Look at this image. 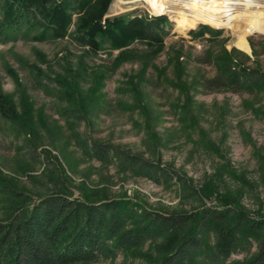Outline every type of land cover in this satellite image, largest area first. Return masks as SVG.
<instances>
[{"label":"rangeland","instance_id":"374dc122","mask_svg":"<svg viewBox=\"0 0 264 264\" xmlns=\"http://www.w3.org/2000/svg\"><path fill=\"white\" fill-rule=\"evenodd\" d=\"M114 2L103 18L164 16L161 42L134 38L120 48L104 42L94 49L77 38L78 10L62 37L38 39L39 29L28 27L0 33V96L11 114L0 111V219L13 191L14 201L61 192L95 201L125 198L161 212L233 207L264 217V89L227 85L216 62L226 50L232 65L264 72V33H249L243 51L233 45L231 27L198 22L177 29L175 7L199 18L190 6H170V17L152 14L143 2L120 8ZM200 25L214 33L198 34ZM93 141L171 175L155 180L91 158L85 149ZM228 218L213 221L219 242L228 241ZM169 236L75 264H157ZM256 236L248 232L246 244L219 252V263L250 259ZM219 242L211 233L203 251L215 255Z\"/></svg>","mask_w":264,"mask_h":264},{"label":"trees","instance_id":"16d2710c","mask_svg":"<svg viewBox=\"0 0 264 264\" xmlns=\"http://www.w3.org/2000/svg\"><path fill=\"white\" fill-rule=\"evenodd\" d=\"M108 2L0 0V33L5 37L6 30L28 27L39 29L38 39L48 35L62 37L67 33L72 13L78 10L77 38L94 49L104 42L112 48H120L134 38L161 42L159 31L163 29L160 24L165 20L164 16H152L147 20L123 16L103 18ZM175 8L178 13L173 17L179 30L198 22L209 24L197 18L187 7ZM165 13L171 17L170 11ZM196 32L214 33V30L200 25ZM193 33L195 31L190 30V34ZM216 62L223 68L227 85L246 90L264 89V72L244 65H232L231 54L226 50L217 56ZM3 100L4 97L0 96V111L11 116ZM85 151L91 158L114 163L118 168L140 176L159 180L171 175L154 162L109 143L93 141ZM8 202V213L0 219V264L86 262L140 246L165 233L173 235L166 240L157 264H220L219 252H225L238 242L246 244L248 232L257 234V250L241 264H264V217H253L242 208H225L220 212L212 209L161 212L125 198L95 201L61 192H49L29 202L26 199L14 201L13 191ZM227 216L230 217L227 219L229 227L223 235L229 242H224V237L219 242L221 231L215 229L213 221ZM211 233H215L220 243L215 255L213 250V253L203 251Z\"/></svg>","mask_w":264,"mask_h":264},{"label":"bare ground","instance_id":"6f19581e","mask_svg":"<svg viewBox=\"0 0 264 264\" xmlns=\"http://www.w3.org/2000/svg\"><path fill=\"white\" fill-rule=\"evenodd\" d=\"M135 1L143 2L152 14L164 13L175 4L190 6L201 20L233 28V45L243 51L249 50V33H264V0H115L114 7Z\"/></svg>","mask_w":264,"mask_h":264}]
</instances>
